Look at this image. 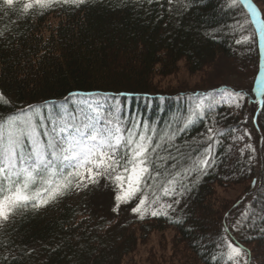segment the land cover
I'll return each instance as SVG.
<instances>
[{
	"label": "trees",
	"instance_id": "obj_1",
	"mask_svg": "<svg viewBox=\"0 0 264 264\" xmlns=\"http://www.w3.org/2000/svg\"><path fill=\"white\" fill-rule=\"evenodd\" d=\"M226 1L173 0L170 5L168 0H88L80 7L55 3L25 13L21 9L26 2L8 8L0 0V116L29 105L45 116L53 108L72 111V93L105 96V108L118 107L124 126L135 121L142 130L147 124L154 141L164 138L158 154L165 159L154 160V165L170 172L183 171L191 164L189 156L207 147L205 133L213 117L224 132L216 138L220 143L214 145L215 163L207 174L192 173L184 181L200 175L195 185L189 184L190 191L174 197L161 194V203L181 201L166 215L154 217L149 211L142 219L114 216L89 197L99 184L85 188L76 200L67 192L53 205L11 215L0 229V264H127L141 239L166 231L171 232L169 256L174 249L181 264H225V238L248 254L247 264H256L254 255L264 244V104L255 124L254 112L248 116L242 101L239 109L218 105L177 131L197 98L235 88L219 80L214 91H161L155 82L177 74L181 63L188 75H195L218 59L246 57L255 63L253 89L260 57L255 22L243 3L229 8ZM250 2L264 30V0ZM251 89V100H256ZM250 123L257 138L256 159L249 150L241 155L231 139ZM172 133L175 137L169 140ZM235 185L242 192L218 210L219 188ZM154 207L159 210V204ZM237 220L242 223L234 227Z\"/></svg>",
	"mask_w": 264,
	"mask_h": 264
},
{
	"label": "snow or ice",
	"instance_id": "obj_2",
	"mask_svg": "<svg viewBox=\"0 0 264 264\" xmlns=\"http://www.w3.org/2000/svg\"><path fill=\"white\" fill-rule=\"evenodd\" d=\"M55 3L80 7L88 0H29L21 10L25 13L35 7L43 10ZM168 3L171 5L173 0ZM240 3L249 9L253 18L256 17L258 9L250 0H229L228 7L236 8ZM13 4L14 0H3V5L8 8ZM239 26L244 27L243 24ZM260 37L261 56L264 57V30L260 31ZM249 39H254V35L237 39L236 43ZM254 80L251 92L255 94L256 103L264 104V58L259 61ZM221 92L219 95L208 92L197 98L184 118L183 127L177 131L188 128L197 118L203 119L221 103L239 109L241 102L246 100V93L241 90L223 88ZM46 120L50 122V128L45 127ZM212 121L205 133L208 145L203 152L195 157L189 156L191 164L183 171L170 172L167 169L161 171L160 165H154V160L165 159L158 154L164 138L154 141L148 134L147 124L142 130H137L135 121L131 127L124 126L118 110L104 108L99 98L88 100L79 112L53 108L52 113L45 116L38 107L29 105L0 116V222H7L12 214L29 205L34 209L46 206L73 189L97 185L101 180H108L116 188L113 212H117L121 204L135 200L138 203L131 211L141 219L149 211L154 217L161 213L166 215L173 204L181 201L174 199L172 203H161V194L164 197L184 195L191 190L189 184L195 185L200 175H206L207 169L215 163L213 148L220 143L216 138L223 136L224 132L215 126V117ZM230 131L234 133L237 129ZM174 137L175 133H172L168 139ZM245 137L251 139L247 128L243 135L231 139L235 142ZM231 147L229 145V149ZM246 149L256 151L252 144L246 143L239 149L241 155ZM192 173L200 175L184 183ZM148 180L152 183L149 184ZM157 204L159 210L154 207ZM242 215L248 218L247 213ZM241 223L237 220L234 227ZM223 243L227 249L223 254L225 264H241L242 260L247 264L248 254L241 247L229 238Z\"/></svg>",
	"mask_w": 264,
	"mask_h": 264
},
{
	"label": "rangeland",
	"instance_id": "obj_3",
	"mask_svg": "<svg viewBox=\"0 0 264 264\" xmlns=\"http://www.w3.org/2000/svg\"><path fill=\"white\" fill-rule=\"evenodd\" d=\"M227 5L229 0L226 1ZM249 57V56H248ZM251 59V58H250ZM252 60V59H251ZM254 62V60H253ZM251 63L248 61L246 57H233L231 59H218L217 62L212 65L204 68L201 72L196 73L195 75H188L184 65L181 63L179 65V70L177 74L172 77L166 79H156V84L159 90L161 91H187V92H195L196 91H208L209 89L213 90L216 88L220 81L231 84L235 90H241L246 93V107L248 109V116H250L251 112L257 111L258 103L256 100H251L250 96V83L252 80V73L255 67V63ZM252 65V66H250ZM239 75H238V73ZM235 76H233V75ZM220 80V81H219ZM90 99V97L80 96L76 98V101H73V106L79 112L80 108L85 105V103ZM255 99V96H254ZM100 100V99H99ZM250 104H248V102ZM102 102V100H100ZM248 132L251 134V139L245 137L242 141H237L236 144L240 146L238 149L243 148L246 143H250L253 145V148L256 151H251L253 158L256 159L255 154H257V138L255 135V131L252 128V124L250 123L249 128H247ZM244 130L242 131L243 135ZM257 170L255 173H258ZM100 186V187H99ZM97 192H91L89 195L90 199L96 204H102L104 207H108L109 210H112L115 205V186L109 182L108 180H101L98 185ZM83 188L75 189L69 196L71 200H76L81 197ZM262 193L264 194V187L262 188ZM242 192V189L238 186L228 187V188H219V191L216 193V208L218 210L224 209L223 207L232 203L238 195ZM263 196V195H262ZM264 198V197H263ZM138 203V202H137ZM135 201L131 204H121L117 212H113L114 216L123 217H138V214H134L131 211V208L135 206ZM262 205L264 208V200L262 201ZM260 207H262L260 205ZM223 211V210H222ZM9 221V220H8ZM7 221V222H8ZM0 222V229L7 223ZM137 228V227H136ZM171 237V232L166 231L164 234L158 235L156 232H152L149 235L147 234L144 237V240L137 244L136 251L129 256L127 259V264H147L146 261L151 262V264H181L178 257L174 255V249L172 254L169 256L171 252L170 246L168 247L169 240ZM163 243V245H161ZM257 253H255L254 257L256 259V264H264V244L260 245ZM151 250V255H149V251ZM163 250V251H161ZM205 251L204 249H202ZM132 257V258H130ZM241 264H244V261H241Z\"/></svg>",
	"mask_w": 264,
	"mask_h": 264
}]
</instances>
